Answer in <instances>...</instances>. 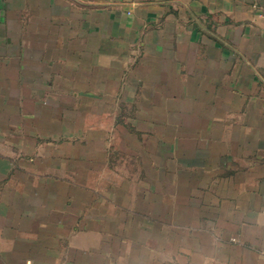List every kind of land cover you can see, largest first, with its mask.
<instances>
[{
	"label": "crops",
	"instance_id": "0c3cea01",
	"mask_svg": "<svg viewBox=\"0 0 264 264\" xmlns=\"http://www.w3.org/2000/svg\"><path fill=\"white\" fill-rule=\"evenodd\" d=\"M0 264H264V0H0Z\"/></svg>",
	"mask_w": 264,
	"mask_h": 264
},
{
	"label": "rangeland",
	"instance_id": "374dc122",
	"mask_svg": "<svg viewBox=\"0 0 264 264\" xmlns=\"http://www.w3.org/2000/svg\"><path fill=\"white\" fill-rule=\"evenodd\" d=\"M133 112L132 110H128L126 109L125 114L127 116H129V114L131 115ZM127 133H133V127H128L125 130ZM142 136V134H141ZM144 134L141 138V141H137V140H133L132 139H125L120 141V145L118 143V141L115 142L114 146L116 148L120 149V153L119 155L115 156V160H114V164H118V169L114 168V164L111 161V169L112 171L115 170L116 173L113 174L112 178L113 179H120L125 181V185L127 186L126 189L128 190L127 193V198H126V205H127V209H131V213L130 211L126 214V215H150L149 212H145V210H142L138 207L137 205V197L139 195V193L141 192H146L147 189H145V184L144 181L145 179L148 178H152L155 177L154 175L156 174L157 176L161 175V179H164L166 176V172L164 170H162L161 168V160H163L164 157V153L162 154L161 151V146H162V150L164 149L165 145L164 143L162 144L161 141H158V154L157 155H151V153L149 152V141L144 139ZM132 137V136H131ZM163 155V156H162ZM113 157V156H112ZM153 160L155 161L153 164L150 165V161ZM157 165V167H156ZM180 164L175 161L174 162V176H176L177 174H181L180 172H178L179 166ZM156 168V171H155ZM178 172V173H177ZM118 173V176H117ZM176 179V177H175ZM173 194H170V191H168V194H165L159 199L158 203V207L161 205H164L166 207V204L168 206V211H171V207L174 208V215H181L182 211H181V205H179V200L178 203H176V194L174 193V197H170ZM139 202V201H138ZM174 202V204H173ZM140 209L141 212H137L135 211V209ZM167 209H163L162 213L164 215V213L167 211ZM160 212V211H159ZM167 214H171V212H167ZM154 215V214H151Z\"/></svg>",
	"mask_w": 264,
	"mask_h": 264
}]
</instances>
